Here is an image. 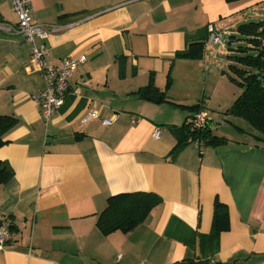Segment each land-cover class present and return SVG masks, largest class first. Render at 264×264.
<instances>
[{
	"label": "crops",
	"instance_id": "crops-1",
	"mask_svg": "<svg viewBox=\"0 0 264 264\" xmlns=\"http://www.w3.org/2000/svg\"><path fill=\"white\" fill-rule=\"evenodd\" d=\"M30 1L32 21L56 30L44 41L47 63L79 56L86 62L68 79L63 106L45 122L29 97L45 89L44 77L29 60L30 45L7 30L17 22L11 1L0 0V115L18 120L0 147V161L14 173L0 186V222L11 224L0 264L196 259L197 235L211 231L216 200L227 208L229 229L220 233L213 261L264 264V143L258 134L241 128L214 134L210 118L208 128L225 145L193 142L167 158L176 143L169 126L189 118L175 107L185 101L180 91L192 74L189 64L203 66V58L187 61L174 53L206 37L209 24L227 29L225 22L246 10L249 19L260 17L264 0ZM148 79L165 100L134 95ZM204 101L195 105L210 117ZM90 109L99 120L81 125ZM225 111V121L240 120ZM101 118L112 124L103 126ZM138 192L158 195L161 204L129 233H99L96 219L107 199Z\"/></svg>",
	"mask_w": 264,
	"mask_h": 264
},
{
	"label": "trees",
	"instance_id": "trees-1",
	"mask_svg": "<svg viewBox=\"0 0 264 264\" xmlns=\"http://www.w3.org/2000/svg\"><path fill=\"white\" fill-rule=\"evenodd\" d=\"M224 1L227 4H232L246 0ZM236 34L243 38L246 46L238 47L236 50L241 55L235 56V58L228 56V58L237 64L229 66L231 72L236 76L234 79H230L241 90V93L224 114L245 121L251 130L258 134L255 138L264 143V20L237 25ZM206 37H200L197 39L198 41L189 43L184 51L174 53L175 58L202 59ZM229 39L233 40L234 38L230 36ZM168 78H166L165 90L171 84ZM148 80V84L136 91L134 95L141 99L159 95L162 100H165L164 93L159 92L154 86L153 80ZM187 109L195 114L200 111V106L196 104L187 107ZM17 122L18 120L12 116L0 115V147L7 143L5 135L17 126ZM168 129L176 139L175 146L168 153V159L174 158L177 153L183 150L189 144L188 140L201 142L206 147H219L226 144V140L214 136L207 125L197 129L188 119L181 126H169ZM13 176L12 168L6 162L0 161V186L10 182ZM213 203L211 231L206 235H197L201 257L183 260L175 264H219L213 261V257L218 252L220 233L229 229L228 211L226 206L217 200ZM159 204H161L160 197L153 193H122L111 196L107 199L105 209L96 219V227L103 236L114 232L129 233L140 225L151 210ZM184 242L186 246L193 248V241Z\"/></svg>",
	"mask_w": 264,
	"mask_h": 264
},
{
	"label": "built area",
	"instance_id": "built-area-1",
	"mask_svg": "<svg viewBox=\"0 0 264 264\" xmlns=\"http://www.w3.org/2000/svg\"><path fill=\"white\" fill-rule=\"evenodd\" d=\"M12 4V10L16 16L17 22L14 28L8 27L7 30L16 35H19L30 46V62L37 66L42 72L45 80L46 87L44 90L29 96L32 102L37 106L41 117L46 121L53 116V114L59 110L64 104L65 95L68 93L69 84L68 79L72 76L75 69L83 65L86 62V57H72L66 58L56 66L47 63V57H49V50L45 45L46 41L51 33L56 32L50 26L38 24L32 21L31 8L32 3L30 0H10ZM207 37L204 42V48L209 46H220L222 48L224 42L221 38L223 35H229V31L217 27L215 23L206 26ZM192 125L194 128L201 129L206 126L210 120V117L206 111L200 109L199 112L192 115ZM100 115L97 111L90 109L81 119H79L81 125H86L93 119L99 120ZM101 124L103 126H110L112 124L111 119L101 118ZM161 135L160 130L153 132V137L158 139ZM189 143H195L202 145L198 141H190ZM11 224L8 220L0 222V252L5 251L7 245L11 241ZM120 255L116 256L118 259Z\"/></svg>",
	"mask_w": 264,
	"mask_h": 264
},
{
	"label": "rangeland",
	"instance_id": "rangeland-1",
	"mask_svg": "<svg viewBox=\"0 0 264 264\" xmlns=\"http://www.w3.org/2000/svg\"><path fill=\"white\" fill-rule=\"evenodd\" d=\"M264 6V5H263ZM264 9V7L262 8ZM248 10L243 12V14L236 19L231 20L228 23L236 22L228 28V23L225 22L227 26L226 30L229 31V35H223V46H209L204 49L203 54V66H198L196 63L189 64L192 67L191 75H189L188 80L186 79L187 88L180 91V94L185 99L184 104H176V109L181 113L188 116V121H190V110L187 107L195 105L198 101L204 99L206 103V109L210 112V118H212V128L214 134H219L223 130L229 129L237 133V128H241L244 131L249 133L251 128L243 120H234L230 119L231 122L224 120L223 112L226 108H229L230 100H233L234 96L240 94V90L237 89V86L231 81L230 78H235L234 74L231 72L229 66L237 65L234 64V60L228 58L239 56L236 50L238 47H245L246 42L237 36L236 27L240 24H245L249 22H258L264 20V10L261 11L260 17H251L248 18ZM240 20V21H239ZM230 36L234 39L230 40ZM232 41L231 45L228 46V42ZM200 60H187V61H200ZM193 75V77H192ZM235 96V98H236ZM232 103V102H231ZM231 105V104H230ZM228 106V107H226ZM186 107V108H185ZM225 108V109H224ZM183 116L182 121L179 123L180 126L185 122ZM218 131H215L216 126H219ZM173 126V125H172ZM179 127V126H178ZM193 146V145H191Z\"/></svg>",
	"mask_w": 264,
	"mask_h": 264
},
{
	"label": "water",
	"instance_id": "water-1",
	"mask_svg": "<svg viewBox=\"0 0 264 264\" xmlns=\"http://www.w3.org/2000/svg\"><path fill=\"white\" fill-rule=\"evenodd\" d=\"M230 45H231V43L228 42V46H230ZM147 100L151 101L153 103H159L160 102V96H154V97L150 96V97L147 98Z\"/></svg>",
	"mask_w": 264,
	"mask_h": 264
},
{
	"label": "bare ground",
	"instance_id": "bare-ground-1",
	"mask_svg": "<svg viewBox=\"0 0 264 264\" xmlns=\"http://www.w3.org/2000/svg\"><path fill=\"white\" fill-rule=\"evenodd\" d=\"M32 101V100H31Z\"/></svg>",
	"mask_w": 264,
	"mask_h": 264
}]
</instances>
